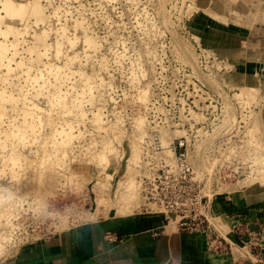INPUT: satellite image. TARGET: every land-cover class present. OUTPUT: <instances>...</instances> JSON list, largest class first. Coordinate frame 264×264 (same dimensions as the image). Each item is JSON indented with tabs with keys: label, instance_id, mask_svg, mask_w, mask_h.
Wrapping results in <instances>:
<instances>
[{
	"label": "rangeland",
	"instance_id": "obj_1",
	"mask_svg": "<svg viewBox=\"0 0 264 264\" xmlns=\"http://www.w3.org/2000/svg\"><path fill=\"white\" fill-rule=\"evenodd\" d=\"M4 1L0 241L7 253L0 261L71 226L116 216L128 201L136 207L131 215H161L176 200L199 208L200 192L211 202L214 226L215 197L264 172L257 158L264 131L251 123L258 113L264 121V86L252 80L262 94L236 99L239 76L206 43L218 26L208 14L214 7L196 0H10L21 7L12 15ZM230 8L225 4L224 14ZM179 139L193 171L183 189L164 178L170 168L160 163L174 165L171 146ZM159 175L149 186L161 198H145L144 176Z\"/></svg>",
	"mask_w": 264,
	"mask_h": 264
},
{
	"label": "crops",
	"instance_id": "obj_2",
	"mask_svg": "<svg viewBox=\"0 0 264 264\" xmlns=\"http://www.w3.org/2000/svg\"><path fill=\"white\" fill-rule=\"evenodd\" d=\"M196 1L200 8L214 7V11L219 8L215 11L219 17L216 19L218 26H212L205 36L207 45L229 61L231 71L234 70L232 73L239 76V83L251 86L248 82L255 80L264 86V23L253 24V18L248 15L260 2L264 15V0H240L245 9L237 6L239 0ZM225 4L231 7L226 14L237 13L236 20L233 16L226 17ZM262 124L264 126L263 120ZM212 204L214 227L222 230L228 241L236 243L232 229L235 220L239 218L246 222L264 218V185H250L238 192L218 194ZM0 264L255 263L235 252L216 254L209 251L205 234L181 231L167 222L164 215L137 213L112 215L71 226L42 242L26 246Z\"/></svg>",
	"mask_w": 264,
	"mask_h": 264
},
{
	"label": "built area",
	"instance_id": "obj_3",
	"mask_svg": "<svg viewBox=\"0 0 264 264\" xmlns=\"http://www.w3.org/2000/svg\"><path fill=\"white\" fill-rule=\"evenodd\" d=\"M184 140L179 139L171 146V150L175 156V163H167L161 160L163 166L170 169L166 172L164 178L169 180L173 187L176 185L181 189L184 184L192 181V168L185 159V154L180 153L184 147ZM159 176L147 177L144 176L145 181L143 196L147 199H154V197L161 198V195L155 190L151 191L149 184H155L160 180ZM148 184V186H146ZM196 205L199 208H188L181 201L176 200L172 203H167L164 210H161V215H164L167 222L175 223L179 230L185 232H201L207 237V248L213 253L221 252H235L241 258H248L255 264H264V218L254 221L245 222L244 219H237L232 227L236 235V243L228 241L226 238L214 228L209 220L210 201L206 196L200 194L196 195ZM206 198V199H205Z\"/></svg>",
	"mask_w": 264,
	"mask_h": 264
},
{
	"label": "bare ground",
	"instance_id": "obj_4",
	"mask_svg": "<svg viewBox=\"0 0 264 264\" xmlns=\"http://www.w3.org/2000/svg\"><path fill=\"white\" fill-rule=\"evenodd\" d=\"M7 1V0H6ZM10 0H8L7 2H5V3H3L2 5H3V10H5V11H7L8 13L10 12L12 15L13 14H16L15 12H17L18 10H19V8H21V7H19V6H14V4H11V2H9ZM230 1H232V2H237L238 0H230ZM32 2H33V0H32ZM34 2H35V0H34ZM263 2V1H262ZM13 3V2H12ZM33 4V3H32ZM35 4V3H34ZM237 6L239 7V8H241V9H245V4L243 3V2H240V0L237 2ZM16 5V4H15ZM250 5V4H249ZM260 5H262L261 4V2L259 3V6H257V8L256 9H254V10H252V12H250V13H248V15H249V17H252L253 18V24L254 23H256V22H260V24H261V22H263L264 23V15H262V13H263V8H261L260 7ZM19 7V8H18ZM23 8V7H22ZM36 8V7H35ZM39 6H37V8L35 9V11L37 10L39 13H40V11H42V10H39ZM38 12H36L37 14H39ZM42 14V13H41ZM210 16H212L213 18H215V19H217V17H218V14L213 10V9H211V12H209L208 13ZM260 16H263V17H261L260 18ZM41 17H42V15H41ZM248 17V16H247ZM219 18V17H218ZM231 18V17H230ZM235 18V17H234ZM244 18V17H243ZM42 19V18H41ZM229 19V18H228ZM237 18H235L234 20H236ZM222 21H223V19H221ZM232 20V19H231ZM238 21V20H237ZM241 21V20H240ZM239 21V22H240ZM243 22V21H242ZM246 22H247V20H246ZM237 23V22H236ZM250 24V23H249ZM244 25V24H243ZM250 25H252V24H250ZM249 26V25H248ZM0 48H1V45H0ZM244 48H246V47H244ZM207 52H209V51H207ZM211 54H212V52H211ZM226 58V57H225ZM218 59V58H217ZM218 63H221L220 61H218ZM217 63V64H218ZM222 65V64H221ZM219 66V65H218ZM229 67V66H228ZM8 68V67H7ZM217 68V67H216ZM219 68V67H218ZM221 69H222V67H221ZM229 69V68H228ZM220 70V69H219ZM7 71H9V70H7ZM228 71V70H227ZM234 71V70H233ZM220 72H221V70H220ZM233 85V87H235L237 90H238V92L236 93V99H239V98H241L240 99V102H241V100H242V97H243V99H245V98H248L249 99V97H252V100H255V99H253V96H255V95H257V94H262L261 92H260V88L258 87V86H249V85H246V84H244V83H240L239 85L238 84H232ZM228 86V85H227ZM235 88H233V89H235ZM263 89V88H262ZM239 97V98H238ZM256 97V96H255ZM259 98H261V97H259ZM247 99V100H248ZM258 99V98H257ZM250 100V99H249ZM251 100V101H252ZM239 101V100H238ZM243 101V100H242ZM245 102H246V100H244ZM261 101V100H260ZM259 101V102H260ZM264 102V101H263ZM258 103V102H257ZM255 104H256V101H255ZM261 104V103H260ZM258 106V105H257ZM263 106V105H262ZM259 107V106H258ZM258 115V116H257ZM256 116L257 117H253V120L251 121V123H253V124H255V125H253V126H257V127H260L261 129H260V131L262 130V131H264L263 130V124H262V120L260 119V114L258 113ZM251 127V129H259V128H254V127ZM253 132V133H252ZM252 132H250V133H252V134H256V132H258V133H261V132H259L258 130H256V132L255 131H252ZM264 133V132H263ZM163 134V133H162ZM259 135V134H258ZM66 136H68V134L66 135ZM252 136V135H251ZM255 136V135H254ZM254 136H253V138H254ZM65 138V137H64ZM252 138V137H251ZM253 138H252V140H253ZM69 139V138H68ZM255 139V138H254ZM259 139V138H258ZM257 139V140H258ZM161 140H162V145H163V143H165V145L167 144V145H169L168 144V142H169V140L167 139V137L164 135V136H161ZM62 141H63V139H62ZM67 141V140H66ZM69 141V140H68ZM259 141V140H258ZM64 142V141H63ZM161 142V141H160ZM257 142V141H256ZM261 142H263L264 143V140H262ZM64 143H66V142H64ZM251 143V142H250ZM253 143V142H252ZM133 144V143H132ZM254 144H255V141H254ZM135 144H133L132 146H134ZM256 147H257V145H256ZM168 148V147H167ZM255 149V148H254ZM260 149H261V151L259 150V153L257 154V158H259L260 157V155H261V158H262V160L264 159V145L262 146V147H260ZM133 150V149H132ZM256 152V151H255ZM251 154V153H250ZM171 155H172V153H171ZM256 155V153H253V155H251V156H253V159L254 160H256L257 158L256 157H254ZM251 156H250V159L252 160V158H251ZM256 158V159H255ZM260 158V159H261ZM260 159H257V160H259L260 161ZM102 160H104V162H105V164H108L107 163V161L109 160L108 159V157H104V159H101V161ZM253 160V164L250 162V165L252 164V165H254V164H257L255 161ZM249 161V160H248ZM110 163V162H109ZM261 163H263L264 164V160H263V162L261 161ZM259 164H260V162H259ZM249 165V166H250ZM97 166H98V162H97ZM256 166V165H255ZM260 166L262 167V165L260 164L259 166H258V164H257V168L259 167L260 168ZM100 167H102V166H100ZM133 167H134V154H132L131 155V157L128 159V166H127V172H126V174H130L131 173V170L133 169ZM255 167V168H256ZM104 168V167H103ZM248 168V167H247ZM254 168V167H253ZM256 168V169H257ZM258 168V169H259ZM263 168H264V166H263ZM98 169H100V168H97V170ZM106 169V168H105ZM250 169H251V167H250ZM257 169V170H258ZM252 170V169H251ZM255 170V169H254ZM260 171L262 170V168H260L259 169ZM258 170V171H259ZM100 171V170H99ZM102 171V170H101ZM100 171V172H101ZM253 171V170H252ZM252 171H250V172H252ZM256 171V170H255ZM258 171H256L257 172V175H256V177H254L253 179L251 178V180L247 183V182H238V183H236L235 184V186H234V188L233 189H230V190H228V192H233V191H236V190H238L239 188H244L245 186H249L250 184H252V183H257V184H259V185H264V172L263 171H261V172H258ZM249 172V171H248ZM254 172V171H253ZM256 172H255V174H256ZM104 174H106V173H104ZM253 175V174H252ZM252 175H251V177H252ZM106 176H108V177H111V175L109 176V175H107L106 174ZM104 178V177H103ZM106 178V177H105ZM247 178H248V176H247ZM246 179V178H245ZM131 182H132V180H129L128 181V183H127V187H129V188H131ZM242 188V189H243ZM132 197H134L133 196V194L134 193H129ZM131 196L129 197L130 199H131ZM128 201V200H127ZM6 202L7 201H5V204H6ZM135 201H133V203H134ZM131 201H128V202H126V203H123V205H120V207H118L117 209H116V211H115V214H116V216H129V215H131L132 213H133V211H135V206H133V204L131 203ZM136 203V202H135ZM8 212V211H7ZM5 216H6V214H5ZM4 216V217H5ZM10 224V223H9ZM9 224H8V226H9ZM171 224H173V225H175V223H172L171 222ZM12 226V225H11ZM7 229H8V227H6ZM218 229V228H217ZM216 229V230H217ZM219 231V233L221 234V236H223L224 238H227L224 234H223V232H222V230H220V229H218ZM221 231V232H220ZM6 232V231H5ZM1 234V233H0ZM4 235V234H3ZM10 235V234H9ZM2 236V235H1ZM13 237V236H12ZM11 238V237H10ZM4 239V238H3ZM3 239H1V241H0V256H2L1 254L3 253V252H5L4 250H3V252H2V245H3V243H2V240ZM7 240V239H6ZM4 241V240H3ZM230 242H232V241H230ZM233 243V242H232ZM5 246H6V244H5ZM5 253H7V252H5ZM4 253V254H5ZM5 256V255H4ZM3 256V257H4ZM2 258V257H1Z\"/></svg>",
	"mask_w": 264,
	"mask_h": 264
}]
</instances>
